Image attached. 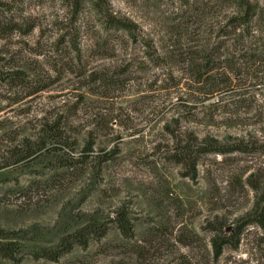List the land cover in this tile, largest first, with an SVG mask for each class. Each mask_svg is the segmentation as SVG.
I'll return each mask as SVG.
<instances>
[{
  "label": "rangeland",
  "instance_id": "rangeland-1",
  "mask_svg": "<svg viewBox=\"0 0 264 264\" xmlns=\"http://www.w3.org/2000/svg\"><path fill=\"white\" fill-rule=\"evenodd\" d=\"M249 1L239 42L235 0H0V226L23 237L0 264H264V226L219 258L211 244L264 192V152L181 161L203 139L264 143V0ZM202 62L220 84L194 82ZM85 226L58 259L35 254Z\"/></svg>",
  "mask_w": 264,
  "mask_h": 264
},
{
  "label": "trees",
  "instance_id": "trees-1",
  "mask_svg": "<svg viewBox=\"0 0 264 264\" xmlns=\"http://www.w3.org/2000/svg\"><path fill=\"white\" fill-rule=\"evenodd\" d=\"M236 3V11L235 15L231 18L229 23L230 33H233L234 36L225 37V39L229 38L232 40H237L239 42H244L248 39L247 33H250L252 28V19L257 14V6L253 5L249 0H235ZM107 23L109 26L117 29V30H125L132 34L134 38H136L135 31L133 25L121 18L116 16L108 17ZM247 35V36H246ZM261 39V38H258ZM220 53V52H219ZM217 53V54H219ZM222 54V53H220ZM154 55V54H153ZM215 56V54H213ZM208 61V60H207ZM229 70L233 71V66L230 64ZM215 67L210 66L208 62H202L198 68H196V77L193 79L194 82L204 83L205 79L206 83H214V86L220 84V81L215 83L214 78H212L209 74L214 72ZM206 76V77H204ZM212 81V82H211ZM222 83V82H221ZM226 90V89H225ZM199 148L196 150L193 144H187L183 146V153L181 154V161L186 162L189 166H196L198 161V155L200 153H219L226 154L230 152L236 151H250V152H264V143L263 144H245L243 141H234L233 143H221L217 139L211 140H201L199 144ZM257 188V187H255ZM259 191V189H257ZM124 218H119V228L121 232L127 237L132 234V227L129 225L127 221L123 220ZM251 224H257L260 226H264V192L257 196L255 204L252 210L243 216L238 223L233 226L231 232H226L224 230L223 225L217 226L213 225L211 227V231L213 236L211 238V244L214 251L215 258H219L226 247H230L232 249H237L243 239V235L245 232V228ZM89 226V225H87ZM85 226L79 234H72L67 237V242L59 245L54 250H43L41 253H35L38 256H44L50 259H58L59 256L69 250L74 243H86L87 239H85L84 232H89V228ZM94 231H90L96 235H102L106 231L105 229H101L100 226H95ZM18 232L9 231L0 226V256L6 257L9 259H14L18 254H21L23 251L22 244L20 239H23L21 236H17ZM72 239L73 241H71ZM69 244V245H68Z\"/></svg>",
  "mask_w": 264,
  "mask_h": 264
}]
</instances>
